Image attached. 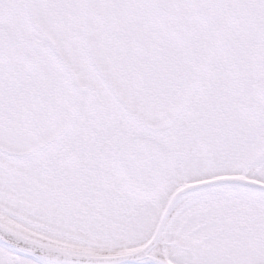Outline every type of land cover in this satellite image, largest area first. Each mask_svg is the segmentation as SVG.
Masks as SVG:
<instances>
[{"label":"snow or ice","instance_id":"6c2138e0","mask_svg":"<svg viewBox=\"0 0 264 264\" xmlns=\"http://www.w3.org/2000/svg\"><path fill=\"white\" fill-rule=\"evenodd\" d=\"M0 264H264V0H0Z\"/></svg>","mask_w":264,"mask_h":264}]
</instances>
